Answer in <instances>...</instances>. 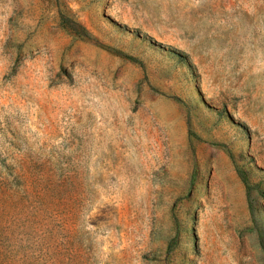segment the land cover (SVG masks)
<instances>
[{"label": "rangeland", "instance_id": "obj_1", "mask_svg": "<svg viewBox=\"0 0 264 264\" xmlns=\"http://www.w3.org/2000/svg\"><path fill=\"white\" fill-rule=\"evenodd\" d=\"M0 264H264V0H0Z\"/></svg>", "mask_w": 264, "mask_h": 264}]
</instances>
